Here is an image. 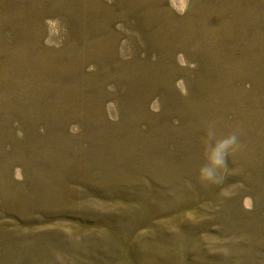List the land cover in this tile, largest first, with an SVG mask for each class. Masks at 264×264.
<instances>
[{
  "label": "rangeland",
  "instance_id": "374dc122",
  "mask_svg": "<svg viewBox=\"0 0 264 264\" xmlns=\"http://www.w3.org/2000/svg\"><path fill=\"white\" fill-rule=\"evenodd\" d=\"M0 264H264V0H0Z\"/></svg>",
  "mask_w": 264,
  "mask_h": 264
},
{
  "label": "clouds",
  "instance_id": "9594fccd",
  "mask_svg": "<svg viewBox=\"0 0 264 264\" xmlns=\"http://www.w3.org/2000/svg\"><path fill=\"white\" fill-rule=\"evenodd\" d=\"M209 137V147L206 150V163L199 169L201 179L208 182H215L218 170L226 165V158L230 152L237 149L239 145V137L233 132L215 139L216 130L214 126H209L207 130Z\"/></svg>",
  "mask_w": 264,
  "mask_h": 264
}]
</instances>
